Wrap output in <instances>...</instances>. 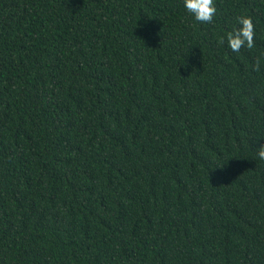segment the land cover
<instances>
[{
    "label": "trees",
    "instance_id": "16d2710c",
    "mask_svg": "<svg viewBox=\"0 0 264 264\" xmlns=\"http://www.w3.org/2000/svg\"><path fill=\"white\" fill-rule=\"evenodd\" d=\"M213 4L0 0V264H264V0Z\"/></svg>",
    "mask_w": 264,
    "mask_h": 264
},
{
    "label": "clouds",
    "instance_id": "9594fccd",
    "mask_svg": "<svg viewBox=\"0 0 264 264\" xmlns=\"http://www.w3.org/2000/svg\"><path fill=\"white\" fill-rule=\"evenodd\" d=\"M182 6L192 19L201 23L211 22L216 13L213 0H182ZM237 23L240 27L227 37L231 50L239 51L241 46L252 47L253 33L250 18L238 17ZM256 156L264 159V142L259 143Z\"/></svg>",
    "mask_w": 264,
    "mask_h": 264
}]
</instances>
